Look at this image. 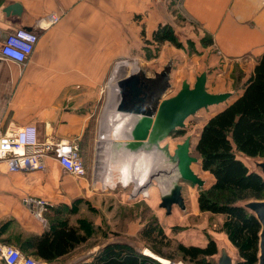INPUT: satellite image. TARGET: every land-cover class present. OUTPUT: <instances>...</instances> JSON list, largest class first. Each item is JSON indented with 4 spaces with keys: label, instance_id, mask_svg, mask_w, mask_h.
<instances>
[{
    "label": "crops",
    "instance_id": "obj_1",
    "mask_svg": "<svg viewBox=\"0 0 264 264\" xmlns=\"http://www.w3.org/2000/svg\"><path fill=\"white\" fill-rule=\"evenodd\" d=\"M16 2L21 6L19 14L5 11ZM50 14H56L58 21L49 24ZM166 24L176 34L184 31L185 38L182 32L178 39H212L206 50H213V61L220 58L227 67L229 61L243 60L242 85L264 52V0H0V37L19 27L32 28L39 35L26 63L0 57V134L34 124L41 141L78 143L86 170H99L104 165L89 149L95 147L99 131L94 109L103 85L108 77L112 81L126 72L128 65L123 62L111 76L124 57L148 62L155 31ZM114 88L110 118L119 134L130 132L118 109L123 96L117 84ZM46 164V171L21 172L0 165L1 241L18 247L17 237L24 240L42 234L57 218L53 207L71 205L84 196L83 178L66 172L53 157ZM108 166L115 169L116 161L110 159ZM26 196L52 203L43 219L24 204ZM79 247L52 261L38 257L32 248L21 251L39 264H78L96 252L75 254ZM0 264H4L1 259Z\"/></svg>",
    "mask_w": 264,
    "mask_h": 264
},
{
    "label": "trees",
    "instance_id": "obj_2",
    "mask_svg": "<svg viewBox=\"0 0 264 264\" xmlns=\"http://www.w3.org/2000/svg\"><path fill=\"white\" fill-rule=\"evenodd\" d=\"M205 38L202 40L206 45L212 42ZM177 39L172 26L166 24L155 31L153 40L155 44L171 42L178 45ZM225 102L205 121L192 148L191 154L198 158L201 169L213 177L207 188L200 189L197 204L201 212L225 216L221 230L237 248L240 258L236 264H257L261 224L254 214L238 203L264 198V177L251 171L241 158L242 155L264 157V52L241 92ZM175 130L184 133L183 128ZM77 202L75 199L71 205L53 207L52 212L57 218L51 226L40 235L24 240L17 237L18 247L32 248L38 257L52 261L85 244L90 235L84 219H79L77 224L71 222V216L78 210L75 208ZM138 237L147 249L170 261L178 255L191 264H213L212 257L217 253V244L212 237L205 244L178 241L175 250L167 252L165 249H172L173 240L156 217L143 223ZM78 264L163 263L129 243L114 240L106 242Z\"/></svg>",
    "mask_w": 264,
    "mask_h": 264
},
{
    "label": "rangeland",
    "instance_id": "obj_3",
    "mask_svg": "<svg viewBox=\"0 0 264 264\" xmlns=\"http://www.w3.org/2000/svg\"><path fill=\"white\" fill-rule=\"evenodd\" d=\"M182 32L184 34L182 38H185L184 31L182 29L178 31L179 34H182ZM178 33L176 34L177 37L180 36ZM177 42L178 45L171 42H165V45H153V52H149L148 62H145L143 59L124 57L123 60L127 59L130 61V65L125 68L126 72L124 71L118 78L112 81L111 77L110 81L117 84L119 79L127 77L130 74H139L142 79L150 80L152 87L151 89L149 88L151 91L150 98L153 102L147 108L148 111H155L156 106L161 100L174 96L181 89L184 80H187L193 86L196 77L204 71L207 73L208 81L206 86L210 92L223 93L230 92L225 90L232 89L233 93H231L234 96L241 90L242 80L245 75L244 68L246 67L243 60L229 61L226 67L220 58L213 61L215 58L214 52L213 50H206L208 47L202 39H191L188 36L187 39H177ZM114 72L111 76L114 75ZM110 81L108 77L106 83L103 85L102 89L104 90L99 98V102L94 109L95 118L100 119L99 131L97 140H95V147L89 149V151H92V155L97 160V163L100 162L103 155L100 153V144L103 139L102 125L105 112L108 109ZM115 96L116 91L114 88V100ZM225 103L199 109L186 119L183 134L174 130L159 141V146L164 148V146L168 145L170 152L172 151L173 154L176 145L182 143L190 136L191 148H194L200 129L205 121L215 111L223 107ZM113 136L115 137V135H112L109 138H113ZM261 158L264 161V157ZM242 160L250 170L260 169L256 164L260 159L243 158ZM99 164H103V162ZM116 164V168L122 167V165L120 166L122 164L121 161ZM196 164V173L204 180V185L198 186L181 180L185 208L174 205L172 212L169 214L166 213L165 208L160 206L162 193L157 179L153 178L148 184L150 197H144L139 194L135 195L136 198L133 199L131 195H134L137 184L133 180L125 183L123 181V171L112 169V176L117 181H114V184H106L114 188L104 189L103 184L107 182H103L98 177L99 170L89 168L82 180L85 184V188L82 190L84 196L81 195L76 199V202L77 200L78 202L75 208L78 210L75 213L74 223L77 224L79 219H84V226H88L87 232L90 236L88 241L74 253L78 254L88 249L97 251L104 243L114 240L124 241L143 251L146 249V245L138 237V232L148 218L156 217L164 231L173 240V247L172 249L166 248L167 252L175 250L178 241L185 244H205L208 238L212 237L217 244L219 243L220 248L225 247L234 261H237L239 256L237 248L221 230L225 216L201 212L198 208L197 196L199 191L202 187L207 188L212 182L213 177L201 169L199 161ZM217 258L218 255L212 257L213 264H218ZM172 262L173 264H191L180 259L178 255Z\"/></svg>",
    "mask_w": 264,
    "mask_h": 264
},
{
    "label": "water",
    "instance_id": "obj_4",
    "mask_svg": "<svg viewBox=\"0 0 264 264\" xmlns=\"http://www.w3.org/2000/svg\"><path fill=\"white\" fill-rule=\"evenodd\" d=\"M5 11H13L14 14H19L21 6L16 2L8 5ZM118 83L122 95L131 97L129 100H124L123 98L118 106L119 111L137 116L138 119L134 125L133 139H129L124 143V146L122 145L126 150L130 151H137L144 148L150 140L156 126L158 127L159 125H162L161 127L165 131L163 137H165L175 130V128H183L185 119L201 107L223 103L232 95L231 92H210L206 87L207 73L204 71L196 77L193 86H191L187 80H184L181 89L174 96L160 101L156 106L155 111H148L145 105V100L148 96L143 90L141 76L139 74H131L127 77H123L119 79ZM142 93H144V96L139 95ZM138 100H141V102ZM160 120L164 123L160 124ZM190 141L191 137L188 136L183 143L178 144L175 153L172 156L177 176L168 189L162 191L160 202V206L165 208L167 214L171 213L173 204L185 208V202L182 196V185L179 183V179L188 180L198 186L204 185V180L201 179L191 168V164L193 162H198V158L190 154ZM241 158L260 159L256 163L260 169H253L251 171L257 172L264 177V161L261 157L242 155ZM238 205L243 206L254 214L261 224L257 264H264V198L248 199L239 202ZM216 255H218V264H236L240 258V256H238L237 261H234L228 250L225 247L220 248L219 243L217 244V253L214 256ZM169 264H173V262L169 261Z\"/></svg>",
    "mask_w": 264,
    "mask_h": 264
},
{
    "label": "built area",
    "instance_id": "obj_5",
    "mask_svg": "<svg viewBox=\"0 0 264 264\" xmlns=\"http://www.w3.org/2000/svg\"><path fill=\"white\" fill-rule=\"evenodd\" d=\"M58 19L56 14H50L49 24ZM38 39L34 29L16 28L5 37H0V57L24 64L30 59ZM123 62L130 65L129 60L121 59L116 62L113 71ZM48 157L57 160L66 172L79 178L86 176L79 144L74 141H41L34 124L9 128L0 134V165L4 164L9 172L46 171ZM103 188L114 187L104 183ZM131 198L136 196L131 195ZM23 202L39 219H43L44 212L52 205L47 199L33 196L24 197ZM0 259L4 264H39L36 258L22 252L19 247L1 240Z\"/></svg>",
    "mask_w": 264,
    "mask_h": 264
},
{
    "label": "bare ground",
    "instance_id": "obj_6",
    "mask_svg": "<svg viewBox=\"0 0 264 264\" xmlns=\"http://www.w3.org/2000/svg\"><path fill=\"white\" fill-rule=\"evenodd\" d=\"M117 85L119 87V92L122 95L119 83H117ZM113 86H114V83L111 82L109 85L110 95H109L108 103H107L108 109L105 112V118H104L103 125H102V138L103 139L100 144V151L103 153V158L101 159V161L103 162V164L104 163L105 164L99 169L98 177L102 179L103 182H107L106 184L108 183L114 184V181H117V180H114L112 176V169L108 166L109 160L112 159L113 161H116V163H120L121 161L122 164H120V166L122 165V167H120L119 169L120 171H123V181L125 183H129L130 181L133 180L137 184V187L134 191V195L141 194L144 197H150V190L148 188V184L150 180H152L153 178L158 180L159 188L162 193V191L167 190L168 187L172 184V182L176 179L177 173H176V169H174L175 166L172 161L173 160L172 156L174 155L175 149L177 148L178 144H181V143H178L176 145V148L174 149L173 154H172V151L170 152L169 150L170 148L168 147V145L164 146L165 148L160 147L158 143L164 136L165 131L161 127L162 125H159L158 127L156 126L155 130L152 133L150 140L147 142L144 148L139 149L137 151L126 150L123 147L124 143H126L131 138L133 139L134 125L136 124L135 122H137L136 120L138 119H137V116H133L125 112H120L121 115L124 114V116L126 117L128 121V129L130 132H125V133H120V134L117 132L118 127L115 125L116 123L113 121V119L110 118L111 116L109 113L111 102L113 99ZM148 93L146 92V94L148 95V98L145 100V105L147 108H149L147 104H150V101L148 102V99L150 98V92L148 91ZM123 98L124 100H128L127 98L129 97L125 95L123 96ZM122 100L119 102V104L122 102ZM138 101L141 102V100H138ZM213 105H217V104H213ZM209 106H212V105L203 106L201 108H206ZM185 121H184V125H185ZM163 123L164 122L160 120V124H163ZM111 132L115 134V137L114 136L113 138L108 137L107 134ZM191 151H192V148H191V141H190V154H191ZM106 163L108 165H106ZM196 165H197L196 162H193L191 164V168L193 169L195 173H196V170H195ZM115 169H118V168H115ZM181 180L183 179H179L180 184H181ZM185 181H188V180H185ZM174 205H177V204H173L172 208ZM144 251L147 255H151L159 259V261L163 262L164 264H169L168 259L155 255L149 249L146 248Z\"/></svg>",
    "mask_w": 264,
    "mask_h": 264
},
{
    "label": "flooded vegetation",
    "instance_id": "obj_7",
    "mask_svg": "<svg viewBox=\"0 0 264 264\" xmlns=\"http://www.w3.org/2000/svg\"><path fill=\"white\" fill-rule=\"evenodd\" d=\"M141 84H142V86H143V90L145 91V93L147 92L148 93V91L151 93V91L149 90V88L151 89L152 87H151V85H150V83L148 82V81H146V79H141ZM149 94V93H148ZM140 96H144V93H142V94H139ZM148 96V95H147ZM131 97L129 96V98H127L128 100L130 99Z\"/></svg>",
    "mask_w": 264,
    "mask_h": 264
}]
</instances>
